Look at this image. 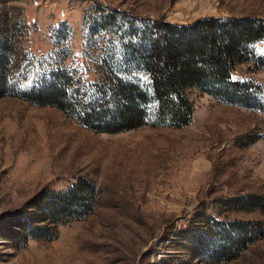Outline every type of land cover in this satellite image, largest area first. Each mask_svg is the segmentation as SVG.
I'll list each match as a JSON object with an SVG mask.
<instances>
[{
  "label": "rangeland",
  "instance_id": "1",
  "mask_svg": "<svg viewBox=\"0 0 264 264\" xmlns=\"http://www.w3.org/2000/svg\"><path fill=\"white\" fill-rule=\"evenodd\" d=\"M107 13L120 28H107ZM203 16L264 20V0H0V43L11 40L18 50L9 55V90L0 93V264H264V231L232 259L215 262L194 227L210 216L264 229V208L227 203L244 194L264 198V65L242 63L232 73L259 86L249 100L196 94L190 122L179 128L96 132L20 95L62 67L79 84L97 82L110 55L120 54L127 19ZM254 45L264 55V41ZM78 177L92 182L93 206L59 224L53 239L19 242L4 231L17 228L15 217L33 210L39 192L65 189Z\"/></svg>",
  "mask_w": 264,
  "mask_h": 264
},
{
  "label": "trees",
  "instance_id": "2",
  "mask_svg": "<svg viewBox=\"0 0 264 264\" xmlns=\"http://www.w3.org/2000/svg\"><path fill=\"white\" fill-rule=\"evenodd\" d=\"M115 16H101L108 29L112 30L115 23L118 26ZM125 24L118 35L120 54L110 55L108 70L97 82L79 84L62 67L49 70L47 78H40L20 95L34 105L59 109L85 128L117 133L144 124L176 128L187 125L196 94L243 103L260 90L250 80L231 76L242 63L255 68L264 65V55L256 52L254 45L264 41L263 19L203 16L186 23H137L127 19ZM13 51L18 54L11 40L2 38L1 94L9 90L6 76L10 74L9 55ZM95 194L92 182L84 177L76 178L62 190H43L36 195L33 210L15 217L17 228L11 226L4 231L19 242L53 239L59 224L79 219L91 210ZM227 203L234 209L264 208V198L256 194L234 196ZM194 227L206 235L208 255L215 262L232 259L264 231L256 222L210 216L205 226Z\"/></svg>",
  "mask_w": 264,
  "mask_h": 264
}]
</instances>
